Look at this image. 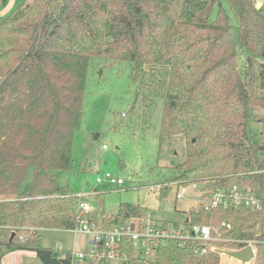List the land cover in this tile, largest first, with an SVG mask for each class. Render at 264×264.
<instances>
[{"label": "trees", "instance_id": "16d2710c", "mask_svg": "<svg viewBox=\"0 0 264 264\" xmlns=\"http://www.w3.org/2000/svg\"><path fill=\"white\" fill-rule=\"evenodd\" d=\"M175 2L176 19L168 11ZM226 3L240 22L244 59L222 0H33L17 15H0V264L18 250L36 252L41 264L72 262L70 251L42 245L41 230L75 229L82 216L81 199L58 175L74 165L95 56L130 61L135 79L144 77L139 88L164 97L160 140L182 135L186 142L174 180L203 182L208 191H264V147L248 129L251 111L264 107V13L253 0ZM149 213L122 203L110 220L101 213L87 218L109 230ZM189 218L187 225L231 227L214 232L223 240L207 251L200 242L151 239L152 264H221L222 249L244 245L235 239L264 241V206L193 210ZM118 249L132 255L135 247L124 239ZM251 264H264V243Z\"/></svg>", "mask_w": 264, "mask_h": 264}, {"label": "rangeland", "instance_id": "374dc122", "mask_svg": "<svg viewBox=\"0 0 264 264\" xmlns=\"http://www.w3.org/2000/svg\"><path fill=\"white\" fill-rule=\"evenodd\" d=\"M32 1L7 0L0 6V15H17ZM222 2L230 16V34L235 47L246 55L248 52L239 39L240 22L226 0ZM179 8L178 2L168 8L172 18L176 19ZM133 66L127 60L113 62L97 56L91 59L82 121L73 145L74 165L59 173L58 181L69 192L87 201V208L80 212L82 217L101 213L102 218L110 220L119 213L122 203H133L147 207L154 224L184 227L190 210L201 200L199 191L194 188L196 183L174 180L175 165L187 155L185 138L168 136L161 142L164 97L152 98L153 94L147 89H140L139 81L144 77L135 79ZM139 90L145 98L138 99ZM258 94L264 101V89H259ZM262 121L264 107H255L248 123L249 136L264 147ZM107 173L124 182L120 185L108 181L98 183L97 177ZM184 188V197L177 199L178 191ZM135 222L142 224L141 220L131 221ZM41 243L61 252L89 253L87 235L80 230L44 228ZM222 250L237 249L225 247ZM142 251L135 248L132 255L121 251V256H114L110 264H125L124 253L134 258L130 264H152L153 255ZM23 263L41 264L37 256L28 253L23 255ZM221 264H241V261L222 253Z\"/></svg>", "mask_w": 264, "mask_h": 264}, {"label": "built area", "instance_id": "2783aa9c", "mask_svg": "<svg viewBox=\"0 0 264 264\" xmlns=\"http://www.w3.org/2000/svg\"><path fill=\"white\" fill-rule=\"evenodd\" d=\"M253 4L257 10L264 13V0H253ZM240 57L242 59L246 58L243 54H241ZM104 181L116 182L119 185L124 182L121 178H118L117 180L114 179L109 173L104 176L97 177L98 183H102ZM203 185L204 188L200 191L199 187H197L198 184H194V188H196L197 192L199 191L201 195V200L194 206L193 209H191V211H212L218 207L227 209L239 207L261 209L264 206V191L258 193L254 191L252 187H241L239 185H234L232 188L226 187L218 188L214 191H208L206 190L205 184ZM185 191V188L179 190L177 193V199L183 198ZM87 205L88 204L85 199L81 200L80 207L82 210L86 209ZM189 219L190 218L186 221L189 222ZM173 226L174 227L163 224H154L152 221V214L149 213L142 221L141 225L135 222L133 229L132 223H127L119 225L113 229L106 230L91 223L88 218L81 216L75 230H80L86 233L89 253L71 252V264H89V261L93 259L97 261L96 264H108V261H111L114 256H121V251L118 247L124 239L132 241L135 248H138L139 251H142L143 249L146 253H150V247L148 246L149 240L159 237L181 238L194 243L200 242V244L203 245L202 250L207 251L209 248L213 249L216 247L214 243L215 241L223 240L221 237L216 236L214 232L217 233L220 227L228 229L231 227V224L228 221H222L219 223V227L194 223H191L190 225L185 224L184 227L186 228L175 225ZM235 241L244 244L241 248H237V250L243 249L248 245H252L253 247L255 256L246 264H251L255 261L258 254V244L260 242L264 243V241L256 239H235ZM101 249H106L107 251L105 253H101ZM123 255V257H125L124 262H126L129 259V256H127L126 253Z\"/></svg>", "mask_w": 264, "mask_h": 264}, {"label": "water", "instance_id": "95a60500", "mask_svg": "<svg viewBox=\"0 0 264 264\" xmlns=\"http://www.w3.org/2000/svg\"><path fill=\"white\" fill-rule=\"evenodd\" d=\"M203 188L204 185L201 184L199 186V189H203ZM133 228H134V223H132V229ZM221 252L227 254L231 258H237L238 260L241 261V264H246L250 262L255 256L252 245H248L240 250H221Z\"/></svg>", "mask_w": 264, "mask_h": 264}, {"label": "crops", "instance_id": "0c3cea01", "mask_svg": "<svg viewBox=\"0 0 264 264\" xmlns=\"http://www.w3.org/2000/svg\"><path fill=\"white\" fill-rule=\"evenodd\" d=\"M199 186L200 184H198L197 187ZM26 253L37 256L36 252L34 251L18 250L5 255L3 258V264H24L23 255H25Z\"/></svg>", "mask_w": 264, "mask_h": 264}]
</instances>
